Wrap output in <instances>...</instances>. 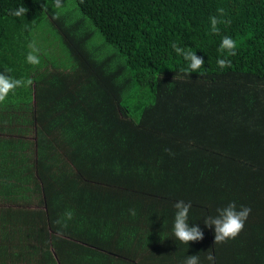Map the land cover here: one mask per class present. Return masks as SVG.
Masks as SVG:
<instances>
[{
	"label": "trees",
	"instance_id": "obj_1",
	"mask_svg": "<svg viewBox=\"0 0 264 264\" xmlns=\"http://www.w3.org/2000/svg\"><path fill=\"white\" fill-rule=\"evenodd\" d=\"M0 72L33 81L0 103V264H264V0H0ZM230 202L251 213L215 243Z\"/></svg>",
	"mask_w": 264,
	"mask_h": 264
},
{
	"label": "clouds",
	"instance_id": "obj_2",
	"mask_svg": "<svg viewBox=\"0 0 264 264\" xmlns=\"http://www.w3.org/2000/svg\"><path fill=\"white\" fill-rule=\"evenodd\" d=\"M54 7L61 8L62 0H54ZM218 13L221 16L226 15L223 8L217 9ZM28 12V9L21 5L12 12V15L20 17L25 16ZM211 30L213 33H218L219 29L217 27L220 23H229L222 19H218L216 16L210 17ZM173 49L178 55H183L184 59L188 61L187 68L182 71L186 75L198 72L205 64V61L202 57L197 56L196 52L191 50H185L178 47L175 43L172 45ZM29 48L31 51L27 55V62L31 65H39V48L35 43H30ZM238 42L230 36H225L220 44L219 51L221 53H227L228 56H234L237 53ZM217 64L220 68H227L231 66V60L224 58L218 59ZM33 81L31 79H16L12 78L9 75H6L4 72H0V103L5 102L10 92H13L19 87L31 86ZM176 209L173 232L175 237L185 243L201 241L204 238L203 230L194 224H189L188 215L192 207L191 203H185L183 200L177 201L174 205ZM132 215H135L134 210H130ZM251 213V208L241 205L239 209L235 202H230L226 207L217 209L216 216H209L204 220V225L208 228L214 227V242L215 243H224L229 239H234L239 233L244 229L245 222L248 219V216ZM72 212L68 211L65 213L67 220L72 219ZM57 224H62L61 220L56 221ZM62 227H67L66 223L62 224ZM208 260L213 261L214 257L209 254ZM184 264H199V256L197 254L189 255Z\"/></svg>",
	"mask_w": 264,
	"mask_h": 264
}]
</instances>
